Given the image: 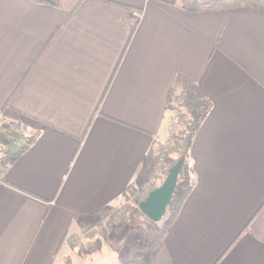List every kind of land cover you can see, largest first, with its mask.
I'll list each match as a JSON object with an SVG mask.
<instances>
[{"label": "crops", "instance_id": "0c3cea01", "mask_svg": "<svg viewBox=\"0 0 264 264\" xmlns=\"http://www.w3.org/2000/svg\"><path fill=\"white\" fill-rule=\"evenodd\" d=\"M188 86L212 102L194 188L135 264H264V10L0 0V117L37 134L0 183V264H66L68 235L148 178Z\"/></svg>", "mask_w": 264, "mask_h": 264}, {"label": "trees", "instance_id": "16d2710c", "mask_svg": "<svg viewBox=\"0 0 264 264\" xmlns=\"http://www.w3.org/2000/svg\"><path fill=\"white\" fill-rule=\"evenodd\" d=\"M40 4L59 6L61 0H34ZM182 5L188 10L192 11H203L210 9H223L232 7H243L251 6L264 10V0H181ZM175 101L170 103L171 107H176L178 105L183 106L182 116H186V126L185 128L178 131L177 137L171 138L168 142L159 144L158 151L154 148L150 150V161L152 163L158 162L162 154H174L176 155V161L183 159L184 162L179 171V177L177 180L176 187L173 192V197L168 205L167 212L163 217L162 228L157 232L155 241L151 245V249L155 248L160 240L165 236L169 227L174 222L179 211L182 208L186 198L191 193L194 188V169L193 161L191 156V148L194 138L205 118L208 116L212 109V102L207 96L200 93L195 86H188L182 93L172 98ZM181 102V104H180ZM15 135L18 138L17 132ZM37 138V134L31 135L28 143L21 147L17 151H11L9 149H0V183L5 180V175L12 164H14L22 153L29 147V145ZM12 139H15V137ZM168 172V171H167ZM145 180L142 184L141 191L138 194L130 191V186L123 192V197L130 199L136 197L138 204L134 205L129 201L125 204L118 206L114 213L112 221L116 225V229H120L127 222V212L130 209L141 211L139 208V203L147 198L149 193L159 187ZM143 213V212H142ZM144 214V213H143ZM67 243L74 247L78 242V237L76 234L68 235L66 239ZM88 250L95 251L100 248V240L87 243ZM141 253L135 254L133 257L123 261L121 264H135L144 263L141 260Z\"/></svg>", "mask_w": 264, "mask_h": 264}, {"label": "rangeland", "instance_id": "374dc122", "mask_svg": "<svg viewBox=\"0 0 264 264\" xmlns=\"http://www.w3.org/2000/svg\"><path fill=\"white\" fill-rule=\"evenodd\" d=\"M180 116L181 123L178 125L176 124L173 130L175 137H177L178 131L186 126V116H182V114ZM4 118L6 119V123L8 125L4 126L0 132V149L3 148L11 151H17L20 149V145L29 141L30 136L22 135L20 129L12 124H9L10 121L7 116L2 115L0 117V121ZM12 131L18 133V138L15 135L16 133H11ZM12 136L13 138L15 137V139H12ZM174 136L172 135V138ZM176 157L177 156L174 154L167 155V161L164 166L159 163V160L155 164L153 163L152 171H150L148 175L149 179L146 178L145 180L148 179L151 183L161 185L168 174L167 171H169L171 166L175 164ZM145 180H143L139 185L131 184L130 191L138 194L139 191H141L142 184ZM128 201L134 205L138 204L135 196L129 200L122 196V199H120L117 207ZM112 219L113 214L108 222H102L89 228H85L81 233L76 234L79 243L76 246H70V248L63 251V255H65L63 260L65 263L118 264L119 259L125 260V257L127 256L128 258H131L140 252L143 253V255H146L152 243L155 241L157 232L163 225V218L160 221H154L143 214L142 211H137L133 208L127 212V222L120 229H116V225ZM98 239L101 244L100 248L90 252L86 246L87 243L93 242V244H95ZM130 249L132 250L131 252Z\"/></svg>", "mask_w": 264, "mask_h": 264}, {"label": "water", "instance_id": "95a60500", "mask_svg": "<svg viewBox=\"0 0 264 264\" xmlns=\"http://www.w3.org/2000/svg\"><path fill=\"white\" fill-rule=\"evenodd\" d=\"M184 160L179 159L168 171L163 183L152 190L147 198L139 203L140 210L151 220L160 221L167 212Z\"/></svg>", "mask_w": 264, "mask_h": 264}, {"label": "built area", "instance_id": "2783aa9c", "mask_svg": "<svg viewBox=\"0 0 264 264\" xmlns=\"http://www.w3.org/2000/svg\"><path fill=\"white\" fill-rule=\"evenodd\" d=\"M181 104V102H180ZM181 112H182V106L181 105H178L177 106V113H176V116H175V120H174V123L175 125L181 123ZM8 124L6 123V119L4 118L3 120L0 121V132L1 130L3 129L4 126H7ZM175 128V127H174ZM159 163L161 165H165V162L167 161V154H162L160 156V159H159Z\"/></svg>", "mask_w": 264, "mask_h": 264}]
</instances>
